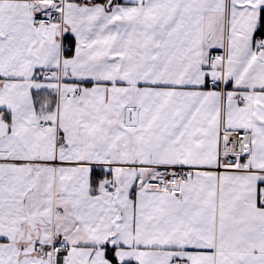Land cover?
Masks as SVG:
<instances>
[{
  "label": "snow or ice",
  "instance_id": "snow-or-ice-1",
  "mask_svg": "<svg viewBox=\"0 0 264 264\" xmlns=\"http://www.w3.org/2000/svg\"><path fill=\"white\" fill-rule=\"evenodd\" d=\"M0 264H264V0H0Z\"/></svg>",
  "mask_w": 264,
  "mask_h": 264
}]
</instances>
